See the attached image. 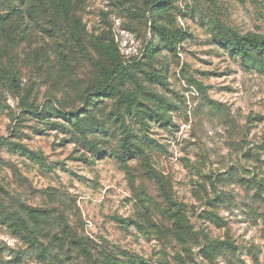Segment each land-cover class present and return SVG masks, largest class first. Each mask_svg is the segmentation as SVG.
<instances>
[{"label":"rangeland","instance_id":"1","mask_svg":"<svg viewBox=\"0 0 264 264\" xmlns=\"http://www.w3.org/2000/svg\"><path fill=\"white\" fill-rule=\"evenodd\" d=\"M15 4L0 264H264V0Z\"/></svg>","mask_w":264,"mask_h":264},{"label":"trees","instance_id":"2","mask_svg":"<svg viewBox=\"0 0 264 264\" xmlns=\"http://www.w3.org/2000/svg\"><path fill=\"white\" fill-rule=\"evenodd\" d=\"M12 1V4L9 6H6L5 9H3L2 11H0V20H4V17L2 16L1 12L3 11H14L18 9V6H16V2L17 1H23V0H8V2ZM62 3H64V0H60ZM5 13V12H3ZM218 42L227 46V48H230L231 50H233L237 55H240L243 59H247L248 57H250V51H253L257 54H261L263 52L264 49V39L260 36H247L245 38H243L242 41H238L236 44H230L229 40L227 38L224 37H219L218 38ZM123 72V68L122 67H118L115 72L113 73V78H111V80L109 81V83L106 84V86L104 87L103 91H105L104 93L109 94V90H108V85L110 84V82H112L115 77L120 76ZM93 93H98V91H95ZM88 95H90V93H85V98H88ZM59 115L60 117H63L65 120L67 121H71L73 122L74 120H78V116H77V112L74 111H65V110H60L59 111ZM153 118L158 119L160 122L162 123H167V121L159 116H152ZM17 120V119H16ZM88 264V263H85ZM112 264H126L125 262H122L118 259L114 260L112 262ZM139 264V263H137ZM141 264V263H140ZM142 264H147L146 262H142Z\"/></svg>","mask_w":264,"mask_h":264}]
</instances>
